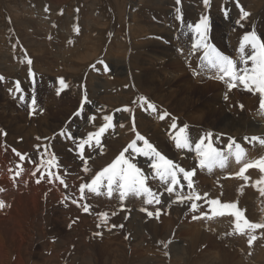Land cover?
<instances>
[{
    "label": "bare ground",
    "instance_id": "1",
    "mask_svg": "<svg viewBox=\"0 0 264 264\" xmlns=\"http://www.w3.org/2000/svg\"><path fill=\"white\" fill-rule=\"evenodd\" d=\"M248 2L250 4L249 0H245L246 4ZM15 5H17V3ZM27 8L28 7L26 5L24 8H21V10ZM27 10L26 12L29 13V10ZM14 11L16 12L15 14L19 13V10L15 7ZM55 13L56 12L54 11L53 14ZM40 19L39 23L43 28L50 24L44 15H41ZM158 23L153 22L151 25L152 28L158 29V31L168 32L166 25H164L165 22L160 25H158ZM139 24H141L143 28H146L148 25L147 22ZM26 25L30 24L26 23ZM225 25L226 24H224V27ZM26 29L30 30L29 27H26ZM132 32L135 36H137L139 34H143L144 30H132ZM63 35L68 36V32L66 31ZM119 35L120 34L117 33V36L115 35L111 38L112 45H110V48H115L121 44V49L118 51V55H114L113 53L108 54V58L110 60L108 61V64L115 67L118 63H121V66H125L124 69L126 70L129 68V65L127 64L128 59L124 56V52L125 48L128 49V47H124L123 49L122 41H124V46H126V41L124 38L119 37ZM117 37H119L122 41ZM88 42H93V40H89ZM31 43L32 45L34 44V52H40L45 46L44 40L39 41V39H35V41H32ZM159 44L160 42H154L153 44H149L147 46V48H150V51L152 52L149 54V57L153 61V65H156V68H150L149 72L144 73V87L146 89V93L141 94L143 95L142 97H144L149 103L156 106V111L153 112L151 109H147V104H144L143 107H139L138 105V109L135 114L134 111H124L125 108L120 109L119 116L122 118L121 124L125 125L124 127L120 126L121 129L119 132H121V134L113 129H109V135L112 140L110 139L109 142L105 141L103 146H97L95 142L93 143L92 141L90 146H85L82 156L77 147L81 138L87 139V134L89 132H95L100 125L106 122L103 117L107 115L106 113L109 107L116 101L122 100L124 102H128L126 94L134 91V88H136L135 83H131L127 90L120 93V91L116 89L117 85L110 84L108 78L104 76V78L99 77V71L95 74L93 73L94 75H89L88 78L91 79V82L88 84L89 87L84 86L87 89V97L93 98V96H98L95 95L94 89H104V91H102L101 95L98 96L99 100L97 104L94 105L95 107L93 110H89L86 112L87 114H81L82 116H77H81L80 118L83 120L84 117H91L93 115L95 117L94 119H89L88 123L84 122L81 128L74 125L73 122L77 112L70 116L74 110H76V108L73 109V106L75 105L74 99L76 96L73 97L72 91H62L59 95L57 94V88L59 87L58 79L60 77H64V75L55 78V82L50 80V84H53L55 89L49 90V88L45 85H49L48 80H44V82L38 80L34 78L33 72L32 75H29L28 71L26 75L27 79L24 81L29 86L35 83V85L31 88V94H33V96L31 95V97H27L22 92L24 89H21L22 91L20 92L22 93L17 94L18 92H14V95L17 96V99L23 95L24 101H26L24 104H20L17 102L19 100L14 98V104L12 103V106L7 101L0 102V122H6L8 132H13L9 133L7 137L0 135V188L5 189V191L0 192V199L10 205V207H5L0 210V261L5 264H65L64 259L69 256V263L67 262L66 264H76L77 260L81 264H98L97 261H100V258H106V264H121L123 259L126 258L125 255H123L126 250V245L129 246V244L131 245L132 243L131 248L134 250H138L139 248V250H144V254L137 255L138 261L135 264H155L154 254L156 252L153 253L152 243L157 241L162 244L160 246L164 250L165 243L170 241V243H167V248L170 247L173 254L171 259L169 257L170 255L168 256L169 264H191V261L195 264H248L246 261L243 262L236 252V249L224 245L223 242L237 244V250L244 252L241 248H247L246 240L249 236L246 235L249 230L245 229L243 234L236 232L235 218L228 214L223 217L217 216L209 219L208 217L211 216V212L209 205L206 203L207 199L205 198L209 197L208 186L211 185L214 186V188L210 189V193L214 198L216 196L222 203L235 202L238 207L242 209L240 200L234 196V194L238 193L242 189V184L245 183L244 188H250L249 198L258 203L255 212L250 215V222L255 220L256 223H264V209L261 207V204L264 203V195H262L259 190L260 188H264V183H256L262 176H264V172H261L258 167H254L245 171V175L248 177L247 180L238 175L240 168H242L244 164L255 163L259 158L264 157V144L259 142V139H264V113L261 111L260 107L253 106L251 107L252 113L250 114L246 107H240L241 104L234 99L236 96L227 92V90L223 93L221 92L222 94L220 96L216 95L217 99L216 96H208L202 99L200 93L195 94L193 91L192 93L184 92L185 94H179L177 89H175V86L179 84V80L181 78L175 77L173 79H169L167 77L170 74V61L166 62V58L169 57L168 55H170V53L168 54V51L166 52V50L160 48ZM53 48H55V52L51 53H53V55L57 58H60L61 44L56 43ZM45 54H47V52ZM85 59H87V55L80 58L81 61ZM7 60L5 59V61ZM18 63L19 62H17V64ZM144 63L145 65L147 64L146 62ZM47 70H49V67ZM17 76L19 77V75ZM122 76H124L125 79L128 78L131 80L133 74L130 71H122ZM142 76L143 75H141V77ZM198 79L200 80V78ZM36 81H39L40 84L36 83ZM65 81L69 84L67 79H65ZM198 81L196 80L195 82ZM95 83H98L97 86L94 85ZM72 88L73 84L72 87L69 84L68 89L72 90ZM82 90L83 87L81 88L80 94L77 95V98H83L82 95L84 90L83 92ZM76 92L79 93V89L75 91V93ZM123 93L125 95H121ZM1 94L2 92L0 95ZM68 94H70L71 97H68ZM225 95H227L228 99H225ZM118 97L120 99H118ZM33 98L36 100L35 114L32 113L31 108V101ZM91 101L92 100H89V102ZM89 102L87 104H90ZM141 103V100H139L140 106ZM66 104L68 105L65 106ZM87 104L85 106H87ZM14 105L18 112L15 111ZM20 105H24V107ZM40 105H46V108L40 110ZM142 108L146 112H152L153 117L158 122H156L154 118L152 119L151 117H148L142 111ZM71 110L73 112L70 114ZM130 113L131 116L129 115ZM164 113H167L168 115L165 116L164 119H159L158 115L161 117ZM17 114L18 117H16ZM144 114L147 117L146 119L143 116ZM175 115L184 116L185 121L191 124V132L190 129H188L190 140L191 135L200 137L206 136L208 132H211L214 147L222 150L224 154L228 156L226 166L223 169L216 166L211 171H209L206 167L200 168V171L194 170L195 176H193L192 179H195L197 184L199 183L200 185L193 187V189H188L187 182L184 180L183 174H178L180 183L175 187V191L171 194L165 191L167 184L158 181L163 183V186L158 189V191L154 192L161 197V203L150 206H146L144 204L146 207L143 208H147L149 211L155 213L156 209L160 206H167V210H169L167 211L168 215H164V217L159 216L157 218L155 215L153 217H149L147 214H143L146 212L140 211V209V212L130 214L129 211L131 213L134 211L132 201L138 199L142 202L145 199L144 196L136 197L132 195L127 197L121 203L115 201L120 204H117L119 205L117 207H114L113 205L114 199H110V206L108 205L109 207H105L102 211V213L108 214V225H104L102 223L101 215L96 214L95 211H93L96 206V204L94 205L95 202H88L89 204L87 205H89V212L85 213L81 207L83 204L78 205V201L80 199L79 195L77 196L80 192L79 185L80 183L91 182V179L94 177L93 174L96 167H101L99 162L112 155L113 144L118 140V138H122L123 141L128 142L130 139H136L137 133L140 135L141 133H145V138L148 139L149 142H151L158 148V150H161L163 154L172 159L174 162H181V166L186 170H190V168L195 165H192L193 163H199L193 144L192 150L175 148V141L173 137L176 132L179 131L180 125H182L181 122H183H180ZM127 116H129L128 119H126ZM209 117H213V119L209 121ZM129 120H131V122H129ZM159 122L160 126L158 125ZM173 122L177 124L175 129L171 128ZM184 124L186 125L187 123ZM61 126L64 127L62 131L65 135L59 134V136L53 140L51 135L58 130V127ZM41 135L43 136L41 137ZM245 137H247V140H245ZM252 137H258L259 139L253 140ZM231 139H235L236 143H239L244 149L245 155L239 162L236 161L234 155H228V145ZM63 140L66 142L68 141L71 145H74L72 148L76 147L75 150L78 151V155L77 162L71 158H69L70 160L68 159L69 161H62L63 167L61 170L59 169L63 175L61 176L58 173L57 168L54 166L48 168L47 165L41 164V161H47L50 158L51 149L61 148L64 143ZM53 142H56V145H54ZM205 142L207 143V141ZM7 144L11 147L13 146L18 148V152L24 155L25 159L21 160L20 157L18 158L15 152H10L13 157L7 156L8 154L5 155V152L10 151ZM37 145H41L39 152L36 149ZM45 146L47 151H45ZM137 146L143 147V141L137 140ZM232 150L233 152L235 151V144H233ZM62 151L68 152L66 149H63ZM41 153H43V155H41ZM65 155L69 156L70 154L65 153ZM128 156H130V153L126 155V157ZM140 157H142V155L136 156L133 159V162L135 159L138 160ZM249 159H251V161H249ZM80 161L84 163H81ZM72 163L78 167L73 166ZM85 165L88 168L87 172L84 171ZM146 165L139 164L138 167L146 169ZM75 168L78 170H75ZM41 171L45 174L53 172L60 179H63L65 183L60 184L59 179H54L51 182L45 179L40 183H36V179L39 177ZM17 172H19L20 175L17 176ZM33 172L36 173L35 176L32 175ZM227 174H230L229 178L226 176ZM230 184H237L241 189L234 190ZM215 187L217 189H215ZM85 191L89 192L87 189H85ZM190 192L199 193L201 196L199 203H197L199 205L198 211L192 212L193 216L195 215L199 218L195 219L192 224H186L180 220L182 210L185 208L190 209L193 201H186L184 204L174 203V201L177 197L176 193L186 197ZM205 194L207 195L205 196ZM89 198L99 199L103 202L109 199L106 195V188L104 187L101 188V194L94 193L90 195ZM83 199H85V197ZM73 200H76L77 203L73 204ZM200 202L204 203L202 207ZM52 206L54 209L51 211L57 213L54 222H59L60 225L54 224L52 219L48 218L47 212ZM95 210L97 212V209ZM201 213H207V215L201 216ZM129 216L132 217L130 218ZM122 220L125 224H128V227H125V229L120 227L118 230H114L112 225H116V228H118V226L123 224ZM98 224L100 227L97 226ZM48 226H51V228L49 227L48 229ZM119 230H123L125 232L126 236L124 237H126V244H123V242L119 239L117 235ZM258 230H260V233L264 236V229ZM96 231L104 232L107 235V243L102 249H100L97 245L99 237L93 233ZM214 231H218L220 236H223V238L220 239L217 237V235L213 233ZM182 234L184 235L183 237ZM187 234L188 237H186ZM47 237H55V245H53V243L51 244V247L47 246V240H45ZM189 237L191 238L188 239ZM116 239L118 240L115 241ZM175 241L186 242L179 244ZM39 249L42 250L40 255L37 254L38 256H35L36 251H40ZM48 250L51 251V253L46 255L45 251ZM160 253L161 256L164 255L162 252ZM80 254H85L84 260L82 261L79 259ZM135 254L139 253L136 252ZM175 255L180 260L176 259ZM260 256V252L259 254L253 252L250 253V257L255 259L257 264L258 260L261 259ZM185 260H187L188 263H184Z\"/></svg>",
    "mask_w": 264,
    "mask_h": 264
},
{
    "label": "rangeland",
    "instance_id": "2",
    "mask_svg": "<svg viewBox=\"0 0 264 264\" xmlns=\"http://www.w3.org/2000/svg\"><path fill=\"white\" fill-rule=\"evenodd\" d=\"M249 1H250V4L249 2L246 4L245 0H239V4L243 6V9L247 11L248 13H250L249 17H247L244 20H240V9L236 6V3L234 2V0H209V5L207 7L204 5V0H181V3L179 5L176 3V0H163V1L162 0H0V76L4 78L3 80H0V93L2 92V94L0 95V102L7 101L12 106L14 104V99H16V100H19L17 102H19L20 104H24L26 101L24 100L22 101L19 98L17 99V96L14 95V92L16 93L18 92L17 94L23 92V94H25L27 97H31V95L33 96V94H31L32 93L31 88L32 86L35 85V83H33L31 86L25 83L27 79L26 77L27 72L31 68L32 72L34 73V78L41 80L43 82L44 80H48L49 85L48 84H45V85L49 88V90L55 89V87H53V84H50V82L51 81L55 82L54 79L61 75H64L63 78L69 81V84L71 85V87L73 84L74 89L72 88V90H69V89L64 90L67 92L72 91L73 97L76 96L74 99L75 105L73 106V109L76 108V110H74V112L72 110L70 111V114L73 112L70 115L72 116L75 112L80 111L81 101L83 98H77V95L80 94L82 87L84 90V92L82 90L83 92L82 97H84V94L88 96V93L86 92L87 89L85 88L91 82V79L88 78V76L91 74L94 75L95 73H97V71H99L98 72L99 77L108 78L110 84L117 85L116 89L120 91V93L127 90L128 86H130L131 83H135L136 88H134V91L126 94L128 98V102L118 100L109 107L106 113L107 115L113 116V121H112L113 126L109 129H113L114 131L121 134V132L119 131L121 127H124L125 125L121 124L122 118L119 116V111L122 108H129L131 109V112L134 111V114H135V112L138 109V105L139 107H141L139 104V100L143 96L141 94L146 93V89L144 87L145 86L144 85V73L149 72L150 68L151 69L156 68V65L155 64L153 65V61L149 57V54L152 52L150 51V48H147V46L149 44H153L154 42H160L159 47L162 48L163 50H166V52L168 51L167 53L168 54L170 53V55H172V56L168 55L169 57L166 58L167 59L166 62L170 61L169 62L170 74L167 77L169 79L171 78L173 79L175 77L181 78L179 80V84H178L179 86L178 85L175 86L176 87L175 89H177L179 94H185L186 92L192 93L193 91L195 94L200 93V95L202 96V99H204L208 96L209 97L210 96L215 97L216 95L220 96L224 91L227 90V92H230L231 94L236 96L234 99L237 100L243 107H246L251 114L252 113L251 107L259 106V103H260L259 93L250 92L246 90L242 85H238L236 88L229 90L228 85H227V79L220 80L219 75L221 74H218L216 69H212L209 66H207V62L204 61L202 58L200 59V62H198L200 56L203 55L204 50L202 48L193 50V47H192L195 40L197 39L196 33L192 31V27H194L195 23L199 22L201 16L206 15L209 18L208 39L206 42L207 43L215 42L218 46H221L220 48H222L221 49L222 52L224 54L229 55L233 60H235L237 62V67H241L242 63H241L240 57L242 54L239 51V47H240L242 38L240 37H243V35L246 32L254 30L260 35L261 38L264 39V10H263L264 0L263 1L255 0V2L257 1L256 3L254 2V0H249ZM16 3L17 5H15ZM26 5L28 7L27 9L29 10V13L26 12L27 9L21 10V8H24V6ZM14 7L17 10H19L18 14H15L16 12L14 11ZM178 7L180 8L179 15L181 16V19L179 20L177 19L178 13L176 11ZM225 9L228 10L227 16L224 14ZM54 11L56 12L55 14H53ZM41 15H44L46 20L50 23L48 26L44 28L39 23V19ZM238 20H240V23L230 30V27L233 21H238ZM143 22L148 23L146 28H143L141 24H139ZM153 22L158 23V25L165 22L164 25H166L168 32L158 31V29H153L151 26ZM26 23L30 25H26ZM224 24H226L225 27L227 28L224 27ZM189 25H192V27H189ZM26 27H29L30 30H27ZM132 30H144V33L135 36ZM62 31L64 33L67 31L68 36L63 35L64 33ZM117 33L120 34L119 37L124 38V40L126 41L125 42L126 46H124V41H122L119 37H117L123 42V49L124 47H128V49L125 48V52H124L125 54L124 56H126L128 59L127 64L129 65V68L126 70L124 69L125 66L123 67L121 66V63H118L117 66L115 67H112V65L108 64V61H110L108 58V54L113 53L114 55H118V51H120L121 49L120 48L121 44L115 48H110V45H112L111 38H113V36L115 35L117 36ZM35 39L36 40L39 39V41L44 40L45 46L40 52H36V51L34 52L33 50L34 44L32 45L31 42L35 41ZM89 40H93V42H88ZM56 43L61 44L60 58H57L56 56L53 55V53L55 52V48H53V46ZM217 45H214V46L217 48ZM46 52L47 54H45ZM250 54H251V49L249 46H246L245 52L243 55L246 56ZM84 55H87V59L81 61L80 58ZM5 59L6 60L8 59V60L5 61ZM29 59L32 60L31 66L26 62ZM101 59L104 60L105 63L109 66L110 72H105L103 70V66H100V65L97 66V70L92 69L91 65L95 64L97 61ZM17 62L19 63L17 64ZM144 62H146L147 64L145 65ZM15 63H16V66H15ZM198 63H199L200 68L198 66ZM46 66L47 68L49 67V70H47ZM248 66L249 67L251 66V61L248 62ZM50 68L53 70H51ZM121 70L130 71L133 74L132 79L131 80L128 78L125 79V77L122 76ZM17 75H19V77ZM141 75L143 76L141 77ZM198 78H200V80ZM195 79L199 81L195 82L196 81ZM17 81L20 82L21 89L22 90L24 89L25 91L20 90L22 91L20 92L16 90ZM36 83L40 84L39 81H36ZM97 84L98 83H95L94 85L97 86ZM78 89H79V93L77 92L75 93V91H77ZM94 90H95L94 91L95 95H98V96H100L102 91H104V89L102 90L94 89ZM121 95H125V94L123 93ZM67 96L71 97L70 94H68ZM98 96L96 97L93 96V98L88 97V101L89 100H92V101L89 102L90 104H87V106H84L82 114L83 113L87 114L86 112L94 109L95 107L94 105H96L99 100ZM118 99L120 98L118 97ZM216 99H217V96H216ZM103 101H106V100H103ZM67 105L68 104H66L65 106ZM20 106L24 107V105H20ZM14 108H15V111L18 112V110H16L15 105H14ZM45 108H46V105H40L39 109L43 110ZM142 111L148 117H151L152 119L154 118L152 112L151 113L146 112L143 108H142ZM262 111L264 112V110ZM145 114L143 116L146 119L147 117ZM129 115L131 116V113ZM70 116L68 117L71 118ZM175 116H177V119L180 122L183 121L181 122L182 125H180V127L184 126L185 125L184 123H187L188 129H190V132H191V129H192L191 124L185 121V117L182 115L181 116L175 115ZM16 117H18V114ZM80 117H77V115H75L73 119L74 125H77L79 128L82 127V124L84 122L88 123L89 121V117H84V120ZM128 118L129 116H127L126 119ZM158 118L160 119V115H158ZM208 119L209 121H211L213 117H209ZM154 120L158 122L155 118ZM129 122H131V120H129ZM0 124H2L0 125V129H1L0 135L1 136L7 137L9 133H13V132H8V127H6V122H3V123L0 122ZM158 125L160 126V122L158 123ZM99 127L95 131H97ZM63 128H64L63 126L58 127V130L55 131L56 133L54 132L51 135L53 140H55V138L59 136ZM109 129L106 130V132L101 136V140L103 143L101 142L99 146H103L105 141L109 142L110 139L112 140V138L109 135ZM4 133H6V135H4ZM141 135L145 137L146 134L141 133ZM42 136L43 135H41V137ZM196 137H197L196 135L195 136L191 135V141L194 147H195V142L199 139V137H197L198 139ZM132 141L133 139H130L128 142H125L122 140V138H118V140L113 144L112 155L104 159L103 161L99 162V165L101 167L99 168L96 167L93 175H95L98 170L101 171L105 166L111 163L115 159V157L122 150H124L127 147V145L131 143ZM63 142L64 143L61 148L50 150L51 156L55 158V163L53 164V166L58 169V173L61 176H63L60 171L61 168L63 167L62 161H69L70 160L69 158H71L77 162V155H78V151L75 150L76 147L72 148V146L74 145H71L68 141L66 142L65 140H63ZM94 142L95 140L93 139V143ZM53 144L56 145V142H53ZM8 148L10 149V151L5 152V155L8 154L7 156L9 157H13L10 154V152H14L12 149H17V151H19L18 148L13 147V146L12 147L9 146ZM63 149H66L68 152H63L62 151ZM129 150L130 151L126 152L125 155H128L129 153L131 155V149ZM65 153H68L70 155L69 156L65 155ZM82 161H85V160H82ZM82 161L80 162L84 163ZM249 161H251V159H249ZM134 163H136L137 166L139 164L140 165L147 164L146 165L147 168L142 169V170H144V172L146 173L148 177V181H147L148 187H150L153 191H158V189H160L163 186V183L158 182L159 180L157 178L153 179L154 172L150 168V158L148 157L144 158V156H142L138 160L135 159ZM179 164L181 165L182 163L180 162ZM197 164L193 163L192 165H194L195 167L191 165L192 167L190 168V170H197L196 168L199 167V163ZM72 165L76 166L73 163ZM75 170H78V169L75 168ZM226 176L229 178L230 174L229 175L227 174ZM193 180H194L193 187L200 185L199 183L197 184V181L195 179ZM204 184H207V183H204ZM230 185L232 186L234 190L235 189L239 190L242 188L238 193L234 194V196H236L240 200L242 204L241 210L244 211L245 218L250 221V215L253 212H255L256 207L258 205V203L255 200H252L249 198L250 188L249 187L244 188L245 183L242 184L241 188H239L237 184H230ZM211 188H214V186H211V185L208 186V196H209L208 198L214 199V197L210 193ZM215 189L217 188L215 187ZM92 194L94 193L90 191L89 192L84 191L83 195L81 194V192H79V194H77V196L79 195V198H80L78 201V205H81L84 203L89 204L91 202L93 203L95 202L94 205L96 204V206L93 211H95V213L99 215L102 214V211L105 207L108 208L110 206V199L111 200L114 199L113 200L114 207H117L120 205L119 203H116V202L121 203V201L119 200L118 193H114L113 196L109 197V199H107L105 202L100 201L99 199H92L93 198L92 196H91L92 198H89V196ZM177 195L178 193H176V196ZM84 197L85 199H83ZM208 198H205V199L208 200ZM215 198L217 197L215 196ZM137 203H140V204H137ZM196 203H199V200L196 201ZM144 204H145L144 201L141 202L138 199H136L135 201H132L134 211H132V213L129 211V213L130 214H134L135 212L138 213L141 211L143 207L150 206L147 204H145L146 206H144ZM203 204L204 203L200 202L201 207ZM137 205H138V209H137ZM97 206L98 207L100 206L101 208L99 207L98 209ZM261 207L264 209V203L261 204ZM159 208L160 210L162 209L161 210L162 213L160 214V216L164 217V215H168L167 211L169 210H167L168 209L167 206H160ZM53 209L54 207L52 206L48 210L47 212L48 218L52 219V222L54 224L60 225L59 222L57 223L54 222V219L57 213L51 211ZM95 209H97L98 213L96 212ZM143 214H146V213H143ZM129 217L131 218L132 216H129ZM192 217H193L192 211H190V209L185 208L184 210H182V216L180 220L186 224H192L194 221ZM122 222H123V224H121L122 228L124 229L125 227L127 228L128 224H125L123 220ZM251 222L256 223L255 220L254 221L252 220ZM49 227L51 228V226H48L47 228L49 229ZM119 228L120 226H118V228L114 227V230H118ZM93 233L96 235L97 231ZM100 233L101 235H96L99 237V239L97 240V245L100 249H102L106 245L107 243L106 239L108 238L104 232H100ZM127 233H128V230H127ZM213 233L216 234L217 237H219L220 239L223 238V236H220V233L218 231H214ZM249 233L251 234V232L248 231L246 236H249L250 235ZM188 234L186 237H188ZM117 235L119 239L123 242V244L127 243L126 237H124L126 236V234L123 230H119ZM251 235H255L257 239L253 241V244L251 246H249L247 243L248 239L246 240L247 248H244V249L241 248L242 250H244L245 253L243 251L240 252L239 250H237V244H232L229 242H223V243L224 245H227L231 248L236 249V252L240 256V258L243 260V262L246 261L248 264H257L256 260L250 257V253L253 252V253L259 254L260 252L261 253L260 258L262 260L259 259L258 264H263L264 258L262 257H264V251H263L264 250L263 248L264 247V236L260 233V230L258 229L254 230ZM183 236L184 235L182 234V237ZM190 238L191 237H189L188 239ZM45 240H47L46 245L51 247L52 246L51 244H53L55 241V237H51V238L47 237V239ZM117 240L118 239H116L115 241ZM175 242L179 244H183L186 241H183V242L175 241ZM53 245H55V243ZM152 245H153V253L156 252L154 254L155 264H162V263L169 264V257L171 259L172 254H173V251L170 249V247L168 248L165 247V249L163 250V248L160 246L162 244L158 243L157 241H154ZM260 245L263 247H261ZM131 247H132V243L131 245L129 244V246L126 245L125 253H123V255H125L126 258L123 259L121 264H135L138 261L137 255L144 254V250L142 249L139 250L140 249L139 248L138 249L139 251H138V250H134ZM41 251L42 250L40 251L37 250L35 256L37 254L40 255ZM136 252H138L139 254H135ZM160 252H162V254L164 255L161 256ZM45 253L46 255H49L51 251L48 250V251H45ZM84 256L85 254H80L79 259L81 261L84 260ZM163 258H164V261H163ZM175 258L180 260L179 258L176 257V255H175ZM68 259H69V256H67L64 259L65 264L68 262ZM106 261H107L106 258L105 259L100 258V261H97V263L106 264L105 263ZM184 263H188L187 260H185ZM190 263L195 264L192 261ZM0 264H5V263L0 261ZM76 264H81V263L77 260Z\"/></svg>",
    "mask_w": 264,
    "mask_h": 264
},
{
    "label": "snow or ice",
    "instance_id": "3",
    "mask_svg": "<svg viewBox=\"0 0 264 264\" xmlns=\"http://www.w3.org/2000/svg\"><path fill=\"white\" fill-rule=\"evenodd\" d=\"M236 6L240 9V20H244L249 17L250 13L243 9V6L239 4V0H234ZM176 3L179 5L181 0H176ZM204 5L207 7L209 5V0H204ZM178 15L177 19H181L180 8L176 9ZM224 14L228 15V10L225 9ZM240 20L237 23H240ZM192 27V25H189ZM208 27H209V18L208 16H201L199 22L195 23L192 27V31L196 33L197 39L193 44V50L202 48L204 50L202 59L207 62V66L212 69H216L219 75L220 80L227 79V85L229 90L236 88L238 85H242L246 90L250 92H258L260 95L259 107L261 110H264V40L261 39L260 35L256 31L246 32L241 40L239 51L242 54L240 57L242 66L237 67V62L233 60L229 55L224 54L218 50L214 45L207 43L208 39ZM249 46L251 49L250 55H243L245 52V47ZM251 61V66H248V62ZM31 65L32 61L29 59L27 61ZM103 66L105 72H110L109 66L105 63L104 60H99L95 64L91 65L93 70H97V66ZM31 68L29 69V75H32ZM4 78L0 76V80ZM59 87L57 88V94L59 95L62 91L68 89L69 84L65 81L63 77L58 79ZM16 90H21L20 82H16ZM22 101L24 96L19 97ZM225 99H228L225 95ZM141 107L144 104H147V109H151L153 112L156 111V106L152 103H149L144 97L140 98ZM88 97L85 94L80 106V111L76 113L77 116L81 115L83 112L84 106L88 103ZM36 100L35 98L31 101L32 113L35 114L36 111ZM243 107L242 105L240 106ZM124 111H131L129 108H125ZM167 113H164L160 118L164 119L167 116ZM94 115L89 117V119H94ZM104 123L99 129L95 132H89L87 134V139H81L77 145L80 150L81 156L83 155V150L86 145H91L93 139L95 144L99 146L101 144V136L111 128L113 116L106 115L103 117ZM177 124L172 123L171 128L175 129ZM65 135L63 131L60 133ZM6 135V133H4ZM39 139V138H38ZM46 139V138H45ZM175 141L176 149H189L192 150V141L189 138L188 134V125H184L179 128V131L176 132L173 137ZM253 140L259 139L258 137H252ZM137 140L143 141V147L137 146ZM247 140V137H245ZM207 141V143H205ZM261 144H264V139H259ZM235 144V151L233 152L232 146ZM41 145H37L36 149L39 152ZM131 149V155L126 157L125 153ZM21 160H24L25 157L16 149H12ZM45 151L47 148L45 146ZM195 154L198 157L199 167L207 168L211 171L214 167L219 166L223 169L226 166L228 156L217 147H214L212 142V133L208 132L206 136H200L199 139L195 142L194 148ZM43 155V153H41ZM142 155L144 157L150 158V168L154 172V177L158 178L159 181L167 184L165 191L169 194L175 191V187L180 183L178 179V174L182 173L184 180L187 182V188L193 189V179L192 177L195 174L194 170H186L179 163L174 162L172 159L168 158L161 150H158L156 146L149 142L143 135L137 133L136 139L127 145V147L122 150L115 159L105 166L101 171L97 172L94 177L91 179L90 183H80L79 188L80 192L83 195L85 189L89 190L92 193L101 194V188H106V195L112 197L113 193H118L119 200L123 202L130 195L140 197L144 196V203L147 205H154L161 203V197L157 195L150 187L147 185L148 177L144 170L137 166L133 162L135 156ZM228 155H234L237 162H239L245 155L244 149L239 143H236L235 139H231L228 145ZM55 163V158L50 155V158L47 161H41V164L47 165L48 168H51ZM258 167L261 172H264V157L259 158L255 163H246L242 168H240L238 175L244 177L245 180L248 177L245 175V171L249 168ZM39 171V170H38ZM84 171L87 172L88 168L85 165ZM16 175H20L19 172ZM33 176L36 175L35 172L32 173ZM47 179L51 182L54 179H59L60 184H64V180L60 179L55 173L48 172L45 174L43 171L40 172L39 177L36 179V183H40L42 180ZM257 184L264 183V176L256 182ZM261 194L264 195V188L259 189ZM5 191V189L0 188V192ZM207 194H205L206 196ZM201 199L199 193L190 192L186 197L183 195H177L174 203L184 204L186 201H193L191 203L190 211L196 212L199 209V205L195 202ZM73 204L77 203L76 200L72 201ZM206 203L209 205L211 216L212 217H223L226 214L231 215L235 218V231L243 234L245 229L252 232L256 229H264V223H253L245 218V213L242 211L237 203L235 202H224L222 203L220 199H208ZM5 207H10L6 204L4 200L0 199V210ZM85 213L89 212V205H81ZM141 211L146 212L149 217H159L161 214L160 208H157L155 213L149 211L147 208H142ZM115 214V213H114ZM207 213H201V216H206ZM102 223L107 225L108 223V214L102 213ZM194 220L199 217L193 216ZM100 227V225H97ZM116 227V225H112ZM122 227V225H120ZM96 235H101L100 232H97ZM257 237L255 235H249L248 245L251 246L253 241ZM165 243V247H167Z\"/></svg>",
    "mask_w": 264,
    "mask_h": 264
}]
</instances>
